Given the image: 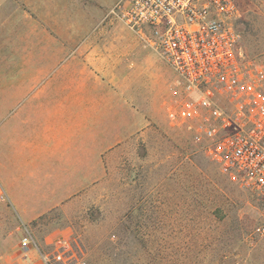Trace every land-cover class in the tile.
Here are the masks:
<instances>
[{
	"label": "rangeland",
	"instance_id": "1",
	"mask_svg": "<svg viewBox=\"0 0 264 264\" xmlns=\"http://www.w3.org/2000/svg\"><path fill=\"white\" fill-rule=\"evenodd\" d=\"M117 1L5 0L0 6L1 42L19 41L15 47L0 43V95L16 93L12 84L27 66L21 61L28 57L26 42L37 45L40 56L49 42L45 29L52 28L51 44L57 48L93 46L111 34L110 43L130 47L127 55L133 60L128 82L121 79L116 86L95 90L116 95L111 103L116 107V144L104 149L102 143L95 180L53 186L70 187L68 197H52L51 181L38 183L37 194L26 200L39 216L29 221L0 184V264H46L44 256L50 264H264L258 200L221 174L187 133L172 126L166 102L174 70L125 25L104 21ZM237 1L243 11V50L264 69V0ZM75 62L54 72L48 92L94 91L60 85L61 77L76 83ZM144 82L150 92L144 93ZM8 105L12 102L2 104L0 112H7ZM113 124L111 119L112 132ZM110 141L113 145L114 133ZM84 171L86 179L92 177L88 167ZM26 235L34 239L28 252L20 248ZM58 239L68 246L53 244ZM58 253L61 261L55 259Z\"/></svg>",
	"mask_w": 264,
	"mask_h": 264
},
{
	"label": "built area",
	"instance_id": "2",
	"mask_svg": "<svg viewBox=\"0 0 264 264\" xmlns=\"http://www.w3.org/2000/svg\"><path fill=\"white\" fill-rule=\"evenodd\" d=\"M242 19L237 0H118L104 21L125 25L174 70L170 123L256 197L264 237V69L243 50ZM33 244L26 235L20 248Z\"/></svg>",
	"mask_w": 264,
	"mask_h": 264
},
{
	"label": "crops",
	"instance_id": "3",
	"mask_svg": "<svg viewBox=\"0 0 264 264\" xmlns=\"http://www.w3.org/2000/svg\"><path fill=\"white\" fill-rule=\"evenodd\" d=\"M4 2L0 0V6ZM51 29L44 30L49 42L40 48V56H37V45L26 42L24 52L28 57L21 61L27 66L22 68L23 74L14 78L12 84L16 93L0 95V107L12 102L11 107H5L7 112H0V184L23 219L28 221L39 216V212L26 200L32 193L37 194L38 183L51 181L52 197H68L71 195L70 187L60 190L53 186L64 181H93L96 179L95 166L99 176L102 143L106 144L104 149H111L116 144V107L111 105L115 103L116 95L103 96L95 90L101 86H116L121 79L128 82L133 74V60L127 55L131 54V48L110 43L111 34L93 46L83 44L70 48L62 45L57 48L51 44ZM1 40L0 43L6 47H15L19 43L15 39ZM74 60L76 83L68 77H61L60 85H76L94 91L48 92L47 88L54 82V72ZM145 65L147 63L144 64V80L148 74ZM146 86L148 84L144 82V93L150 92ZM42 88L45 92H41ZM111 133H114L113 145ZM85 167H88V176L92 175L88 179ZM44 174L50 179H45Z\"/></svg>",
	"mask_w": 264,
	"mask_h": 264
}]
</instances>
